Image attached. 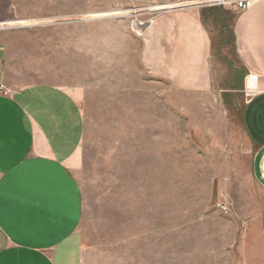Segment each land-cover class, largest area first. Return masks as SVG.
Listing matches in <instances>:
<instances>
[{"label":"rangeland","instance_id":"obj_1","mask_svg":"<svg viewBox=\"0 0 264 264\" xmlns=\"http://www.w3.org/2000/svg\"><path fill=\"white\" fill-rule=\"evenodd\" d=\"M155 7L0 0L5 85L57 87L80 104L67 165L83 192L82 264H264V189L241 111L225 94L177 92L148 73L140 46ZM224 54L244 78L233 46Z\"/></svg>","mask_w":264,"mask_h":264},{"label":"crops","instance_id":"obj_2","mask_svg":"<svg viewBox=\"0 0 264 264\" xmlns=\"http://www.w3.org/2000/svg\"><path fill=\"white\" fill-rule=\"evenodd\" d=\"M129 1L160 10L150 11L156 16L140 46L152 77L177 92L225 94L231 108L239 107L254 178L264 189V0L241 12L177 0ZM229 45L244 78L231 75ZM5 79L1 51L0 82ZM84 124L78 100L63 89L0 91V264H82L83 192L67 159L81 145Z\"/></svg>","mask_w":264,"mask_h":264},{"label":"built area","instance_id":"obj_3","mask_svg":"<svg viewBox=\"0 0 264 264\" xmlns=\"http://www.w3.org/2000/svg\"><path fill=\"white\" fill-rule=\"evenodd\" d=\"M257 1H259V0H203V1L198 2V3H202V5H200V6L203 8L204 7H226V6L233 7L234 6L238 9H240L241 11H243V10H246L247 8H249L251 6V4H253ZM188 5H190V4H188ZM183 6H187V5H183ZM149 23L150 22H148L147 26L149 25ZM141 27H142V24H138V23L135 24V28L137 29L139 35H140V28ZM143 33H144V31H143ZM0 53H1V51H0ZM0 91L4 95L9 96L12 94V93H10V90L2 82H0ZM217 207L224 212L229 211L228 207L224 203L218 204Z\"/></svg>","mask_w":264,"mask_h":264}]
</instances>
